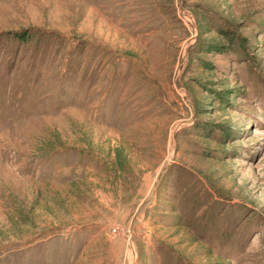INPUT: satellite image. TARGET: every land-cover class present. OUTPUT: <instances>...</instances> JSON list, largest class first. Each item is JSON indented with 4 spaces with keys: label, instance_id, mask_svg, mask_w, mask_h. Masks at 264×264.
Here are the masks:
<instances>
[{
    "label": "rangeland",
    "instance_id": "374dc122",
    "mask_svg": "<svg viewBox=\"0 0 264 264\" xmlns=\"http://www.w3.org/2000/svg\"><path fill=\"white\" fill-rule=\"evenodd\" d=\"M0 264H264V0H0Z\"/></svg>",
    "mask_w": 264,
    "mask_h": 264
},
{
    "label": "trees",
    "instance_id": "16d2710c",
    "mask_svg": "<svg viewBox=\"0 0 264 264\" xmlns=\"http://www.w3.org/2000/svg\"><path fill=\"white\" fill-rule=\"evenodd\" d=\"M23 31L22 30H20V31H15L14 32V35L15 36H18L19 38H21L22 40H24V39H29L30 37H28V34H23L22 33ZM233 38H232V35H231V40H232ZM210 45H211V43H209L208 45H206V49H205V51H211V47H210ZM204 50V49H203ZM219 51L218 52H222L221 50V48H219L218 49ZM201 59V58H200ZM201 62L205 65V66H211L212 64H211V62L210 61H208V60H204V59H201ZM229 91V89H225V90H222V91H217L216 93L218 94V97H219V99H222V100H224L225 99V94L227 93ZM222 92L224 93V94H222ZM118 155H119V153H118ZM118 155H117V157H118Z\"/></svg>",
    "mask_w": 264,
    "mask_h": 264
}]
</instances>
